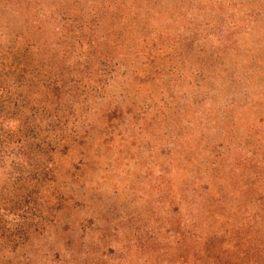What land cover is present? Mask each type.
<instances>
[{
  "label": "rangeland",
  "instance_id": "1",
  "mask_svg": "<svg viewBox=\"0 0 264 264\" xmlns=\"http://www.w3.org/2000/svg\"><path fill=\"white\" fill-rule=\"evenodd\" d=\"M80 7L86 10L90 5ZM187 7L186 20L193 22L190 28H196L194 33L200 35V42L193 46L176 45L175 52L166 47L172 45L171 41L165 38L158 41L159 34L164 32L170 37L179 29L183 35L189 28L186 20L178 19L173 29L168 30L147 19L148 26L140 34L146 19L143 17L136 31L126 30L125 46L116 54L104 47L101 55L92 50L83 53L76 43L85 45L93 37H104L102 42L112 43L116 38L114 29L119 27L112 21L95 23L89 19L87 24L53 25L66 36L63 43L51 36L53 43L72 47L66 54L70 55V60L64 63L67 81L79 77L81 71H89L92 80L98 71L109 75L112 68L104 64V60L116 61L119 66L112 70L116 74L104 98L92 99L94 110L83 116L79 124L80 139L69 144L67 150L60 148L48 155L44 147L36 150L29 140L25 158H21L14 146L7 149L6 155H0V159L4 158L0 161V224L5 235H14L11 240H0V264H144L147 256L136 251L135 241L144 242L154 235L156 243H162L167 232L163 221L181 215V211L172 213L174 204L171 203L174 197H182L180 190L189 186L186 171L190 168L184 159L209 157L207 151L196 147L201 143L200 128L196 125L209 115L212 119L217 113L226 114L230 110H222V99L214 102V110L198 103L197 85L205 92L211 83L200 85L196 74L202 69L209 79L213 73L220 74L222 61L229 68V63L246 60L242 55L229 52L218 55V59L209 55L212 49L218 48L219 27L205 28L203 21L222 23L223 20L226 26L229 11L208 15L195 7ZM163 11L166 16L174 14L167 8ZM68 12V15L79 16L80 8L70 6ZM1 42L0 39V45ZM244 42L239 39V45ZM32 55L41 53L36 50ZM147 57L152 64H147ZM86 59L91 61L87 70L83 68ZM35 92L33 99L44 98V91L35 89ZM127 93L130 99H123ZM150 101L156 106L147 109L144 120L136 121L142 107L152 104ZM117 102L123 115L107 123L106 112ZM164 104L171 115L174 109H178L179 114L170 119L158 118L155 123L153 113ZM128 111L131 114L125 117ZM38 119L44 121V118ZM20 124H23L21 119ZM44 125L45 122L41 127ZM28 126L32 127L31 122L25 124L26 128ZM137 128L143 129L142 132H136ZM176 135L181 138L177 139ZM44 138L42 134L39 140ZM196 148L201 151L197 152ZM181 151L183 155L179 157ZM50 157L52 162L48 161ZM168 168L171 171L166 175L164 171ZM182 216H186L183 211ZM148 246L140 245L154 253L148 261L156 263L155 254L162 247Z\"/></svg>",
  "mask_w": 264,
  "mask_h": 264
},
{
  "label": "trees",
  "instance_id": "2",
  "mask_svg": "<svg viewBox=\"0 0 264 264\" xmlns=\"http://www.w3.org/2000/svg\"><path fill=\"white\" fill-rule=\"evenodd\" d=\"M81 4L90 7L85 10ZM69 5L78 6L80 15H68ZM187 6L208 15L229 11L226 26L223 20L222 23L203 21L205 28L219 27L218 48L212 49L209 55L218 59V55L229 52L242 55L246 60H239L238 65L229 63V68L222 61L220 74L213 73L209 79L202 69L196 74L200 85L211 83L205 92L197 85L198 103L214 110V102L222 99V110L230 109L229 113H217L212 119L209 115L196 125L201 139L196 147L207 151L209 157L184 159L190 168L186 171L189 186L180 190L182 197H174L171 203L174 204L172 213L181 211V215L163 221L167 232L162 243H156L155 236L151 235L144 242L136 240L135 249L147 256L144 264H264V0H0V155H6L7 149L14 146L21 158H25L29 140L36 150L44 147L48 155L60 148L67 150L69 144L80 139L79 124L94 110L92 99L102 100L114 80L116 73L112 70L119 65L116 61L104 60V64L112 68L109 75L98 71L92 80L89 71H81L79 77L67 81L64 63L70 60V55L66 54L72 47H63L66 36L53 25L87 24L89 19L95 23L110 20L119 26L114 29L116 38L112 43L102 42L104 37H93L85 45L76 44L83 53L84 50L97 53L107 47L116 54L126 45V30L136 31L140 19L146 18L140 34L148 26L147 19L172 30L178 19H187ZM165 8L174 14L166 16ZM236 14H240V18L235 17ZM186 22L189 28L183 35L179 29L170 37L161 32L158 41L164 38L171 41L172 45L166 46L171 52L176 51V45L198 44L200 35L194 33L196 28H190L193 22ZM51 36L62 43L54 44ZM239 39L245 42L239 45ZM36 50L41 55H32ZM53 52L55 55H50ZM146 61L152 64L150 57ZM90 63V59H86L83 68L87 70ZM35 89L44 91L43 99H33L37 95ZM128 96V93L123 95V99H130ZM150 102L149 106L142 107L140 119L136 121L144 120L147 109L156 106L154 101ZM166 105L153 113L152 121L156 123L158 118L170 119L179 114V110L174 109L171 115ZM121 111L117 102L106 112L107 123L120 118ZM130 114L128 111L124 116ZM40 117L44 121H39ZM30 122L33 128H26L25 124ZM142 130L137 128L136 132ZM42 134L45 135L43 141L39 140ZM178 155L182 157L183 151ZM3 160L2 157L0 161ZM48 161L52 162L51 157ZM170 171L168 168L164 173L168 175ZM182 211L186 216H182ZM5 234L0 224V240L13 239L14 235ZM142 243L153 247L161 245L155 254L156 263L148 261L154 253L141 248Z\"/></svg>",
  "mask_w": 264,
  "mask_h": 264
}]
</instances>
